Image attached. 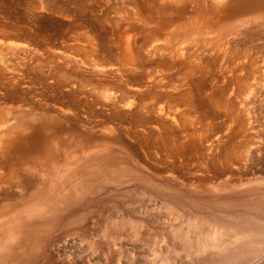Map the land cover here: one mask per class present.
<instances>
[{
    "label": "rangeland",
    "instance_id": "374dc122",
    "mask_svg": "<svg viewBox=\"0 0 264 264\" xmlns=\"http://www.w3.org/2000/svg\"><path fill=\"white\" fill-rule=\"evenodd\" d=\"M158 5L0 0V264H264V39L173 68Z\"/></svg>",
    "mask_w": 264,
    "mask_h": 264
},
{
    "label": "bare ground",
    "instance_id": "6f19581e",
    "mask_svg": "<svg viewBox=\"0 0 264 264\" xmlns=\"http://www.w3.org/2000/svg\"><path fill=\"white\" fill-rule=\"evenodd\" d=\"M159 2H160V6L159 5H158V7L155 6L156 8L154 10V12H156V15H157V18L154 21V22H156V25L154 24L155 27L151 28L152 24L150 26L149 25L150 22L146 18H145L146 21H142V23L143 22L149 23L148 25L150 26L151 30H156V31L160 30V31H164L165 33H168L169 36L171 35V37H172V38L170 37L172 39L171 42H173L174 38H176V40H177V38H179L178 36L180 33L182 35H184L183 39H185V36L188 35L189 40L185 39V40H182V42L177 41L174 44L172 43V45H168L169 43L166 44V41H164L165 39H159V40H155V41L145 39L143 41L142 48L145 49V55L148 54V57H150V56L152 57L153 55L154 56H156V55L157 56L158 55L163 56L166 54L167 56H169L171 58L170 65L173 68L174 67L175 68H182V67H186V68L192 67L193 68L194 66H196V67L200 66L201 67V65H203V64L205 65L208 62L204 55H206V56L208 55V57L211 58L210 63H212V65L218 64L219 68L220 67H227V66H229V67L235 66L236 68L237 67L242 68L243 65H246V63H248V65L250 63V66H251V63H253V62L255 63V60H254L255 55H253L252 53L250 54V52H249V50L251 48L249 50H244L241 47L238 48L237 43L239 42V40H242V42H243L244 38L238 40L237 35H239L240 37H242L241 35H244V37L246 38L245 35L248 34L247 36H253V37H250V39L253 38L252 40H254V38H256V40L257 39L261 40L262 37L264 39V0H159ZM152 9H154V6ZM30 13H32V12H30ZM32 14H34V13H32ZM148 15H150V14H148ZM150 16H148V17L150 19H152ZM142 19L144 20V18H140V20H142ZM109 21H111V20H109ZM250 24L252 27H248V25H250ZM112 25H113V23H112ZM127 26H129V25H127ZM246 27H248V29H246ZM151 30L150 31L148 30L149 34L153 33V31H151ZM246 30H248V31H246ZM193 35H195V36L198 35V36H197V38L190 40V37ZM169 36L167 35L166 37L169 38ZM260 37H261V39H260ZM168 38H166V40ZM236 40H238V41L235 42ZM259 40H258V43H259ZM245 41L243 43H246ZM240 45H241V43H240ZM254 46L255 45H253V47ZM256 46H258V45L256 44ZM256 46H255V48H256ZM92 48H94V47H92ZM247 48H249V46ZM257 48H259V47H257ZM123 49H124L123 55L127 57L126 59L131 58L132 52L130 51L131 49H129L128 40L125 41ZM251 50L253 51V49H251ZM253 53H255V52L253 51ZM201 55H203V58ZM141 57H143V56L141 55ZM256 61H257V59H256ZM240 66H242V67H240ZM220 69L222 70V68H220ZM235 70H237V69H235ZM1 71L3 72V70H1ZM5 71H6V69H5ZM62 80H63V78H62ZM6 130L8 131V128L5 129V131H3L4 134H5ZM3 132H2V134H3ZM0 141H1V139H0ZM3 146L4 145L0 144V149H2ZM225 154H226V152H225ZM226 156H228V155L226 154L224 157H226ZM253 225L251 227H254ZM252 229L253 228L250 229V227H249V229H245L246 231H243V232L242 231H236V232L237 233L239 232V235L248 243L251 240H252L251 242L255 243V241H254L255 239H253L254 236L257 235V236H260L261 238H263L262 235H264V233L259 234V233H257V231L252 230ZM262 230L264 231V229H262ZM187 231H188V228H187ZM236 232H234V233H236ZM237 233L235 235H237ZM199 234H200V232H199ZM184 236H185V234H184ZM219 236L220 235H218L217 238L215 235L212 237H209L210 240L207 241V243H203V244L204 245L208 244L209 246L212 245L213 247L215 245L217 246V243L219 241L218 240ZM205 240H207V239H205ZM244 240H241L240 245L247 246V244L243 245V243H247ZM257 241H259L261 246H263L262 249H259L262 251L264 249V240H260L258 238ZM259 242L257 243L258 245L255 243L257 245V247L260 246ZM197 244H198V242L196 243V245ZM251 244H248V245H251ZM240 245L236 244V245L232 246V248H230L232 250V252H230V254L231 255L237 254L241 257H243L245 255V252H248V251H249L248 252L249 255L251 254L250 253L251 249L249 250V246H247L248 248L246 247V249H248V250L244 252V250H242V249H245V248L242 246H241L242 247L241 248ZM199 246H200V248H197V250H199V249L201 250V247L203 245L200 244ZM199 246H197V247H199ZM253 247H255V246H253ZM258 248H261V247H258ZM218 249H220V248H218ZM252 250H255V249H252ZM256 250H255V252H256ZM261 251H259V252H261ZM255 252H254V254H255ZM247 256H244V258H242V259L244 261H245V259H249ZM251 257H252V254H251ZM234 258H235V255H234ZM223 259H224V257H223ZM220 260H222V259L220 258ZM237 261H239V260H237ZM214 263H215V261H214Z\"/></svg>",
    "mask_w": 264,
    "mask_h": 264
}]
</instances>
